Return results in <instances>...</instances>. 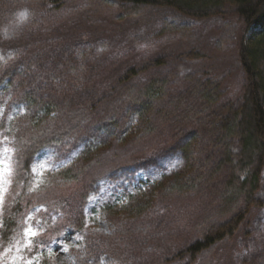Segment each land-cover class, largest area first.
I'll list each match as a JSON object with an SVG mask.
<instances>
[{"label":"rangeland","instance_id":"obj_1","mask_svg":"<svg viewBox=\"0 0 264 264\" xmlns=\"http://www.w3.org/2000/svg\"><path fill=\"white\" fill-rule=\"evenodd\" d=\"M17 6L18 12L6 18L1 37L22 43L12 48L0 45V62L5 66L24 62L31 70L26 74L32 73L47 88L63 91L71 103L80 104L78 98L97 101L118 89L123 76L136 68L147 69L141 81L171 75V95L200 79L219 85L222 98L218 106L240 100L246 84L237 55L243 28L233 11L223 17L192 20L171 9L151 6L128 13L114 0H64L59 8L40 0H19ZM191 51L205 58L188 59ZM159 60L165 63L157 64ZM45 63L47 67L41 68ZM176 73L182 76L175 79ZM11 117L8 112L0 126V216L22 198L13 181V146L8 138ZM168 134L169 128L164 127L141 143L127 139L113 149L115 154L106 158V165L93 171L92 178L91 172L83 170L80 175L86 182L105 175L110 166L115 169L101 179L88 202L84 198L88 183L84 189L81 181L58 188L52 177L75 159L79 142L40 152L29 176L30 190L35 192L31 195L34 205L39 195L46 203L36 206L13 242L0 248V264H44L45 260L52 264H264V207L250 213L234 238L218 243L196 261L173 258L199 237V225L206 218L216 224L242 208L243 203L236 207L231 202L234 199L224 196L225 188H218L217 183L209 187L207 179L195 190L188 187L180 192L170 189L175 180L166 183L158 190L163 198H145L153 202L142 218H129L117 209L110 217L101 214L102 205L121 206L132 194L177 173L183 177L179 186L189 185L187 163L178 147L170 149L175 142ZM154 151L160 154L152 164L135 165L140 152ZM258 197L264 202V174Z\"/></svg>","mask_w":264,"mask_h":264},{"label":"trees","instance_id":"obj_2","mask_svg":"<svg viewBox=\"0 0 264 264\" xmlns=\"http://www.w3.org/2000/svg\"><path fill=\"white\" fill-rule=\"evenodd\" d=\"M40 1L54 8L64 3V0ZM114 1L128 13H137L141 6H151L171 9L192 20L223 17L233 11L243 28L238 40L237 55L246 84L240 100L218 106L222 98L221 88L216 82L200 79L191 80L188 89L171 95L169 84L174 79L171 75L141 81L143 79L139 77L147 69L136 68L123 76L118 89L102 94L95 102L89 98H78L80 104H74L67 100L69 96L63 91L52 86L47 88L32 73L26 74L30 69L24 62L18 66H5L0 62V126L6 121L7 113H12L8 138L13 146V181L14 186L22 191V198H17L16 204L5 208L0 216V248L13 242L36 206L46 203L39 195L34 205L31 195L35 192L30 190L29 176L35 157L40 152L73 141L79 142L75 159L52 177L59 184L58 188L81 181L84 189L88 183L84 195L88 202L101 179L115 169L110 166L105 175L86 182L83 175H80L83 170L91 172L92 178L96 173L93 171L106 165V158L115 154L113 149L121 143L127 139L135 143L144 142V139L151 138L159 129L168 127L170 137L175 142L169 147H178L187 163L189 185L180 187V179L183 177L177 173L151 183L144 191L132 194L121 206L115 207L113 203L102 205L100 212L110 217L112 210L117 209L125 212L129 218H142L150 211V203L153 202H147L145 198H163V193L158 190L166 183L170 185L175 180L170 187L172 192H180L188 187L195 190L205 179L209 187L211 183H217L218 188L226 189L224 196L227 199H234L230 201L235 202L236 207L241 203L243 205L241 210L219 223L213 224L206 218L199 225V237L173 255V258L185 257L194 262L218 243L234 238L250 213L264 207V202L258 197L264 174V0ZM18 3L19 0H0L1 46L6 43L12 48L22 43L20 39L6 41L1 37L7 25L5 20L18 12ZM186 57L202 59L205 55L191 51ZM156 63L163 65L165 62L159 60ZM41 65L43 69L47 67L46 63ZM176 75L175 79L181 74ZM123 92L126 96L122 97L120 94ZM107 108L111 112L106 111ZM11 109L16 110L13 113ZM62 116L64 119H61ZM66 117L70 118L67 120ZM159 154L156 151L140 152L141 157L136 159L138 164L135 165L148 166ZM211 166H215L214 169ZM197 170L199 176L194 179ZM207 212L205 209L206 215ZM43 263L52 264L48 260Z\"/></svg>","mask_w":264,"mask_h":264}]
</instances>
